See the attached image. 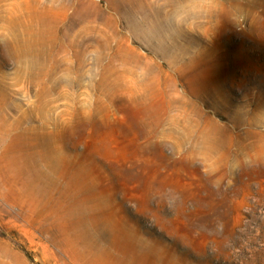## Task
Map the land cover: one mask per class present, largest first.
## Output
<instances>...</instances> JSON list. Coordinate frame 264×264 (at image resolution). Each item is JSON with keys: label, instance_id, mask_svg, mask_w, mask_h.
Masks as SVG:
<instances>
[{"label": "rangeland", "instance_id": "1", "mask_svg": "<svg viewBox=\"0 0 264 264\" xmlns=\"http://www.w3.org/2000/svg\"><path fill=\"white\" fill-rule=\"evenodd\" d=\"M0 137V264H264V0H0Z\"/></svg>", "mask_w": 264, "mask_h": 264}, {"label": "bare ground", "instance_id": "2", "mask_svg": "<svg viewBox=\"0 0 264 264\" xmlns=\"http://www.w3.org/2000/svg\"><path fill=\"white\" fill-rule=\"evenodd\" d=\"M146 22H148V23H145V24H149V25L147 27L143 28L137 21H135L134 19H130L128 21V27H130L135 32V34L138 38H142L143 41H146L147 44H154L155 47L153 48V50L156 53H161V54L167 53L166 52V50L168 49L167 48V42H166L167 40H166L165 35H164V26L162 25L163 23L161 24V22L154 21L151 19L146 20ZM167 33H166V35H168ZM19 39H20V37H19ZM110 39H112V38H110ZM19 41L15 40V42L12 44L13 45L12 47H14L15 43L17 45H19L18 44ZM93 45L99 49L101 55L98 58L101 61L103 60L102 57H103L104 52L107 51L109 48L111 49V44H110V41L108 39L97 40L96 43H94ZM21 47H22V44H21ZM16 48H14V49H16ZM17 51H19V50H17ZM138 57H140V56H138ZM139 60H142V59H139ZM145 60L148 61L146 58H145ZM111 61L112 60H109V62L107 61L108 63L106 62L108 64V65H106L107 67H109L110 64H112ZM121 61H123L122 64L128 63V60L124 59V58ZM103 64H104V62H103ZM109 69L110 68H108L107 70H109ZM141 69H142L141 75L139 77H137V80L139 78L138 83L145 84V86H146L147 80H148V75H147V72H146L144 67L141 66ZM109 73H110V71H109ZM0 140L2 141L1 137H0ZM0 173L3 174L2 171H0ZM46 190H47V184L42 183V184L38 185L29 179H21L20 186H18L16 180L10 179L7 176H2L0 179V196L3 198V200H5V202L7 204H18L21 206L28 204L31 209L38 208L44 199V196L46 194ZM0 234H2L1 230H0ZM11 245L8 243V241L0 240V259L2 258V260L4 262H5V259L13 260V258L16 255H18V253L14 250V248ZM82 253H85V252H82ZM91 261H96V259L93 258Z\"/></svg>", "mask_w": 264, "mask_h": 264}]
</instances>
